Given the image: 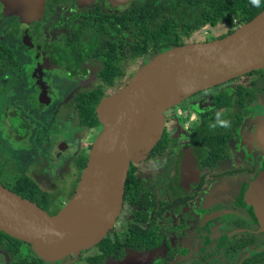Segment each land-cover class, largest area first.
<instances>
[{"label": "flooded vegetation", "instance_id": "1", "mask_svg": "<svg viewBox=\"0 0 264 264\" xmlns=\"http://www.w3.org/2000/svg\"><path fill=\"white\" fill-rule=\"evenodd\" d=\"M146 1L45 0L31 20L8 13L0 3V154L12 155L0 161L4 187L12 191L26 179L49 193L37 183L34 163L47 159L48 175H43L52 190V181L60 180L72 160L78 179L67 194L58 190L67 198L55 203L56 194L49 193L51 207L62 209L71 200L83 161L87 165L103 129L97 114L95 119L80 108L89 101L86 92L101 91V75L114 69L89 47L104 41L97 26H109L110 16ZM218 26L219 31L216 26L204 32L218 36L226 30ZM117 54L119 83L105 86L107 97L150 61L149 56L133 58L129 47L120 46ZM132 60L136 64L126 66ZM66 128L75 129L77 140L62 134ZM77 145L86 152L73 161ZM229 161L235 167L227 171ZM241 174H247V182L227 194L226 179ZM263 174L264 68L197 92L166 111L158 143L145 159L130 164L114 226L96 245L62 261L90 264L91 256L103 254L108 238L113 252L98 264H264L258 260L264 252V212L251 192ZM140 243L143 248L134 247ZM1 256L11 264L0 247Z\"/></svg>", "mask_w": 264, "mask_h": 264}, {"label": "water", "instance_id": "2", "mask_svg": "<svg viewBox=\"0 0 264 264\" xmlns=\"http://www.w3.org/2000/svg\"><path fill=\"white\" fill-rule=\"evenodd\" d=\"M45 0H0L8 13L31 20ZM123 4L129 0H109ZM33 8V10H31ZM31 10V11H30ZM264 68V11L233 33L170 48L145 64L97 107L103 126L71 200L55 215L0 183V231L31 245L47 262L100 242L114 226L130 164L160 140L165 113L189 96ZM252 194L264 212V174Z\"/></svg>", "mask_w": 264, "mask_h": 264}, {"label": "trees", "instance_id": "3", "mask_svg": "<svg viewBox=\"0 0 264 264\" xmlns=\"http://www.w3.org/2000/svg\"><path fill=\"white\" fill-rule=\"evenodd\" d=\"M263 11L264 0H259L258 4H253L252 0H147L146 3L135 5L122 15L110 16L109 26H97L102 30L103 43L101 45L98 43L95 48H89L98 49L101 52L100 62L108 61L107 63L114 69L108 74L101 75V91L86 92L89 101L82 102L80 110H89L91 116L97 119V107L107 97L103 93L105 86L112 87L119 83L121 65L117 53L120 46L123 50L129 47L133 58L143 59L149 56L151 60L170 48L197 42L193 35L203 34L205 30H212L218 25L225 26L226 30L214 38L207 37L204 41L223 38ZM233 19H236V22ZM144 65L143 63L141 67ZM77 103L80 106L78 101ZM86 106L88 108H85ZM85 160L82 168L86 166ZM18 186L12 191L36 202L44 210L49 211L52 208L50 194L40 190L32 180L22 179ZM60 209L59 207L57 211ZM53 213H56V210L52 211ZM107 239L102 242L103 254L91 256L90 264H98L112 254L113 249ZM24 244L27 243L0 231V247L10 256L11 264H65L62 260L47 262L36 255L31 245ZM140 244L134 247L143 248L142 243ZM258 256L260 258L258 260L264 262V252H260Z\"/></svg>", "mask_w": 264, "mask_h": 264}, {"label": "rangeland", "instance_id": "4", "mask_svg": "<svg viewBox=\"0 0 264 264\" xmlns=\"http://www.w3.org/2000/svg\"><path fill=\"white\" fill-rule=\"evenodd\" d=\"M221 28L219 26H217L215 28V31H219ZM210 35L207 34V31L202 33H199L197 35H193V38L195 41H203L205 39V37H209ZM214 35H211L209 38H214ZM213 40V39H210ZM136 64V61L132 60L130 61L126 66L128 67H133ZM67 93L69 94V91H67ZM211 91L206 92V94H210ZM14 121V119L12 120ZM65 125L68 127L69 126V122L65 123ZM75 131V129H74ZM72 129L70 128H66L64 132H62L63 135H66L69 139H76V133L74 132ZM43 150L46 151L47 147H43ZM72 152H74V157H73V161H75L77 159V155L79 158L80 154L85 153L86 151L84 149L81 148V145H77L75 148L72 149ZM12 155H10L9 152H3L0 154V161H4V160H9V158H11ZM39 160V159H38ZM248 165V163H245L244 166L241 165V168H246V166ZM47 167H48V162L47 159H43L41 158L40 162H36L33 165V171L35 172V174H37V183L39 184V186L41 188H44L46 190H48V192L53 195H55V203H58L60 201V196H64L62 192H59L58 190H62L64 189L65 193L67 194L69 191H71L75 185V181L78 179L75 175L76 173V165L72 164V160H68L66 166L63 168V170H61V176L59 177L60 180H53L52 182L55 184V186L52 188V190H50L49 185L47 183H45V178L46 176L43 175L47 174ZM235 166L233 165L232 161H229L226 165H225V169L227 171H230L231 169H233ZM247 174H241L238 176V178L235 179H231V178H227V185H224L225 187H227V194H232V190L234 185H239L241 183H245L247 182V180L249 179L248 176H246ZM220 184V180H218L217 182V186H219ZM223 186V187H224ZM64 197L67 198V195H65ZM57 206L52 207L49 211H54L57 210ZM72 257H76L75 254L72 255ZM8 261H10L9 257H8ZM0 264H7V258L1 256L0 257Z\"/></svg>", "mask_w": 264, "mask_h": 264}, {"label": "clouds", "instance_id": "5", "mask_svg": "<svg viewBox=\"0 0 264 264\" xmlns=\"http://www.w3.org/2000/svg\"><path fill=\"white\" fill-rule=\"evenodd\" d=\"M252 3L253 4H258L259 3V0H252Z\"/></svg>", "mask_w": 264, "mask_h": 264}]
</instances>
